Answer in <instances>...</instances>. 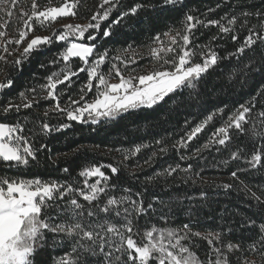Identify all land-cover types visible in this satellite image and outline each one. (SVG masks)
<instances>
[{
    "label": "trees",
    "instance_id": "1",
    "mask_svg": "<svg viewBox=\"0 0 264 264\" xmlns=\"http://www.w3.org/2000/svg\"><path fill=\"white\" fill-rule=\"evenodd\" d=\"M100 2L79 0L74 18L82 24L89 23ZM32 3L33 0H19L14 8L9 5L13 11L11 17L0 12V25L7 24L6 35L0 38V56L5 57L0 60V83L6 82L9 77L14 81L11 87L0 90V106L9 101L13 105L22 104V92L28 101L33 102L31 109L21 108L19 113L12 111L6 116L0 114V122H23L24 135L30 136L35 145L46 147L39 149L38 158L31 161L27 168H9L7 163L0 162V177L17 180L40 178L45 182L55 181L79 188L84 180L78 175L82 169L101 166L105 174H110L109 166H115L120 169L118 178H110L101 203L108 196L126 194L123 190L127 188L131 189L134 198L136 193H142L145 207L153 204L148 213L134 221L135 228L139 230L134 237L138 243L144 240V230L152 226L179 229L188 224L193 232L205 235L220 232L222 237L221 244L216 245L218 247L228 243L239 245L240 251L227 253L230 264H244L245 261L264 264L261 255L250 248L259 239L260 226L264 225V204H258L252 196L255 193L264 200V137H254L251 132L254 126L257 132L264 130V124H261L264 118L258 116L264 111V61L261 59L264 44L258 42L254 46L255 51L248 50L241 57L229 55L243 42L248 34L247 29L258 22L256 17H242L241 12L264 11V0H182L177 6L167 8L158 6L160 0H122L124 8L114 11L109 20L135 3L156 7L141 9L136 16L125 18L120 25L112 27V34L107 38H102V31L109 21L101 22L100 32L90 30L97 35V40L92 43L97 44L100 51L108 52L102 67L105 73L113 63L119 67L123 64L121 61L137 59L134 65L130 64L135 71L146 64L153 65L156 62L150 54V49L156 45L153 37L161 34L164 39L162 34L169 29H183L187 14L204 22L218 20L221 24L234 27L238 39L233 43L230 37H226L212 43V49L219 56L228 58L219 60L216 66L209 69L195 89H185L152 109L129 111L115 119L103 118L95 123L92 119L68 121L63 114L49 111L56 101L44 99L41 85L47 84L46 77L52 72L60 71L63 62L53 64L50 61L62 50L63 43L53 40L41 52H34L22 67L13 65L27 43L32 38L42 36L48 29L36 26L20 45L8 44L11 55L2 50L4 42L18 39V31L26 30L23 25L25 18L20 17V12L30 14ZM36 3L39 10H44L47 7H60L64 0H36ZM233 16L238 17L234 26L227 25V19H222ZM245 19L248 21L247 27H241ZM193 33V44L208 45L210 38L219 34V28L201 24L193 29ZM171 34L175 35V31ZM193 59L194 62H201L199 54ZM246 64L248 68H245ZM72 66L76 70L80 64L73 60ZM86 83L85 72L73 77L71 87L67 83L59 85L58 91L64 89L59 96L61 106L67 104L69 96L78 100L80 89ZM32 88L36 92L28 91ZM85 93L86 100L94 96L93 91L89 93L85 90ZM32 97L36 98L35 101H32ZM253 97H256V106L248 114L249 123L244 125L245 133L242 135L232 130V138L226 146L210 144L207 149L203 148L215 129L224 123L226 116L239 105L249 104ZM217 109H223V115L217 113ZM46 111L47 117L44 116ZM210 113H216L213 120L192 141L180 147L179 142L186 141L191 129L201 124ZM42 122L49 123L53 128L62 124L70 126L45 135L39 131ZM137 146H140L139 152H135ZM258 148L262 162L253 168L248 160ZM233 153H237L239 158L232 159ZM65 168L69 172L65 173ZM170 168H176V171L168 175ZM233 172L237 173L236 177L232 176ZM95 179L90 178L89 183L95 182ZM101 183L103 185L104 182ZM113 184L116 185L115 189L110 187ZM225 184L231 187L225 188ZM249 221L255 223L249 225ZM191 241L192 251L206 264L210 249L207 241L198 237H191ZM222 250L226 251L223 247ZM68 251L70 242L53 248L52 234L49 233L45 247L35 254V264H55V258ZM212 259H215L214 255Z\"/></svg>",
    "mask_w": 264,
    "mask_h": 264
},
{
    "label": "snow or ice",
    "instance_id": "2",
    "mask_svg": "<svg viewBox=\"0 0 264 264\" xmlns=\"http://www.w3.org/2000/svg\"><path fill=\"white\" fill-rule=\"evenodd\" d=\"M18 2L19 0H0V12L11 17L13 11L9 5L14 8ZM181 2L182 0H160L158 6L175 7ZM78 4L79 0H64V4L60 7L39 10L36 0H33L30 14L25 11L20 12V17L25 18L23 25L26 30L18 31V39H9L4 42L2 50L11 55L7 45L12 43L20 45L36 26L45 27L54 23L59 17L76 16ZM150 7H156V5L135 3L109 20L114 11L124 8V5L122 0H101L98 10L91 16V21L95 23L90 21L85 25L68 24L59 34L53 32L55 42H64V47L57 53L56 58L50 61L53 64L62 61L60 71L52 72L46 77L47 84L41 85V91L45 93L44 99L56 101L49 111L63 114L68 121L83 122L87 115L95 123L100 118L115 119L129 111L152 109L166 102V98H174L185 89H195L209 69L216 66L219 60L228 58L219 56L212 49L213 42L230 37L235 43L238 39L234 27L221 24L218 20L204 22L187 14L183 29H169L164 32L162 35L166 40L162 39L161 34L153 37L154 44L158 46L152 47L150 54L160 67L148 74L125 76L113 63L105 73L102 67L108 52L100 51L98 45L92 43L97 40L94 31L100 32L101 22L109 21L102 31V38H107L112 34L113 26L120 25L125 18L136 16L141 9ZM240 15L245 18L256 17L258 22L247 29L248 34L243 42L229 54L232 57H241L248 50L255 51L254 46H257L258 42L264 44V11L244 10ZM222 19H227V25L234 26L238 17ZM247 23L245 19L241 27H247ZM201 24L205 27L212 25L219 28V34L212 36L208 45L193 44V29ZM6 28V23L0 25V38L6 35ZM173 31L175 35L171 34ZM53 36L32 38L13 65L22 67L23 62L34 52H41L44 47L51 45L54 42ZM190 45L192 46L189 47ZM168 54H172L170 59ZM198 54L201 62H194L193 58ZM3 59L5 57L0 56V60ZM261 59L264 61V55ZM73 60H77L80 64L76 70H73ZM121 63L127 68L129 63L134 64L136 61H121ZM248 67L249 65L246 64L245 68ZM85 72L87 83L80 89L79 99H72L69 96L67 104L62 107L59 96L64 89L58 91V86L67 83V86L71 87L73 77ZM113 72L115 77L119 78L117 83L109 82ZM13 82L10 77L7 78L6 82L0 83V90L11 87ZM93 87H95L93 98L86 100L85 90L91 93ZM28 91L36 92V89L32 88ZM20 97L24 101L22 104L13 105L9 101L6 105L0 106V114L6 116L12 111L19 113L21 108L33 107V102L26 99L25 93H20ZM35 99L32 97V101ZM255 100L256 97H253L249 104H241L229 113L224 123L215 129L203 148L207 149L210 144L226 146L232 138L230 135L232 130L243 135L244 125L249 123L248 114L256 106ZM223 112V109H217V113L223 115ZM214 115L216 113H210L201 124L192 128L187 134V140L179 142L180 147L192 141L207 123L213 120ZM44 116H48V111L44 113ZM258 116L264 118V111L258 113ZM261 124H264V119H261ZM69 126V124H62L53 128L49 123L42 122L39 125V131L48 135ZM24 132L23 122L17 121L14 124L0 122V162L7 163L9 168H27L31 161L38 158L39 149L46 147L35 145L31 137L24 135ZM251 132L254 137H264V130L257 132L255 126ZM139 151L140 146H137L135 152ZM197 151L199 152L200 149ZM238 158V154L233 153L232 159ZM261 162L262 154L258 148L248 163L256 168L261 165ZM109 167L110 174H105L101 166H89L82 169L78 175L84 180L83 186L79 188L55 181L45 182L40 178L17 180L7 176L0 177V264H35V254L40 248L45 247L46 236L49 233L52 234L53 248L70 242V251L55 258V264H204L192 251L191 237L206 240L210 246L206 264H230L227 253L241 250L239 245L228 243L222 246L226 249L224 251L222 247L216 246L221 244L220 232H210L205 235L193 232L188 224H184L179 229L152 226L144 230V240L138 243L134 237L138 235L139 230L135 228L134 221L148 213L153 208V204L149 203L145 207L142 193H136L134 198L131 189L127 188L123 190L126 194L119 197L108 196L106 201L101 203V197L106 195L110 178L113 176L118 178L120 171L118 167ZM63 171L67 173L69 169L65 168ZM175 171L176 168H170L167 174L171 175ZM236 175V172L232 173L233 177ZM90 178H96L95 182L89 183ZM110 187L115 189L116 185L113 184ZM224 187L230 188L231 185L225 184ZM252 196L258 204H264L260 196L255 193H252ZM81 200L87 204L82 203ZM254 223L249 221V225ZM259 231V239L254 241L250 248L257 251L264 260V225L260 226ZM185 241L188 243H184ZM244 264H255V262L245 261Z\"/></svg>",
    "mask_w": 264,
    "mask_h": 264
},
{
    "label": "rangeland",
    "instance_id": "3",
    "mask_svg": "<svg viewBox=\"0 0 264 264\" xmlns=\"http://www.w3.org/2000/svg\"><path fill=\"white\" fill-rule=\"evenodd\" d=\"M68 24H72V25H76V24L85 25V24H82V23L78 22L73 16H69V17H59L54 23H51L50 25H46L45 26V29H48V30H45V32L42 33V36H39V37L53 36V32L59 34L60 32L64 31V26L65 25H68ZM164 39L166 40V38H164ZM53 40L55 41V37L54 36H53ZM57 43H63L64 44V42H57ZM156 46H158V45H155V47ZM171 56H172V54H168V58L169 59L171 58ZM135 61H137V59H135ZM154 62H155V60H154ZM130 64L131 63H129V65H128L127 68H125L124 64H121L119 66V68L121 69V71L123 72V74L125 76H128L129 74L137 75V76L138 75H143V74H148L151 71H153L154 69L160 67V65L157 62H155L153 65L146 64V65L142 66V68H140L139 71L138 70L135 71V69H132V67H131ZM117 67H118V65H117ZM164 67L167 68L168 66H164ZM109 82L110 83H117V82H119V78L118 77H115L114 72H113L112 76L110 77ZM93 83H95V81ZM93 93H95V87L93 88ZM86 94L87 93H85V98H86ZM84 119H92V118H90L87 115H85ZM101 119H103V118H100L98 120H101Z\"/></svg>",
    "mask_w": 264,
    "mask_h": 264
}]
</instances>
